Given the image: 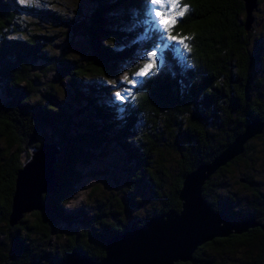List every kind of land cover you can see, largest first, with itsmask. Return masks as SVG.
<instances>
[{"label":"trees","instance_id":"trees-1","mask_svg":"<svg viewBox=\"0 0 264 264\" xmlns=\"http://www.w3.org/2000/svg\"><path fill=\"white\" fill-rule=\"evenodd\" d=\"M177 1L184 14L165 30L153 24L150 0H0L1 264H53L72 248L98 260L106 238L178 210L182 176L211 161L252 118L264 121V37L248 41L261 0L247 29L242 0ZM84 42L83 55L78 47ZM149 50L161 52L159 70L121 101L106 76ZM41 143L57 148L52 190L41 194L45 208L9 224L15 172ZM169 149L176 155L173 176L164 165ZM99 161L94 173L105 177L117 167L108 179L118 184L123 178L118 207L109 196L93 212L66 210L83 169ZM258 162L264 164V124L208 176L201 196L230 219L264 227V180L253 172ZM235 169L240 190L229 182ZM144 194L156 201L152 211L127 217L126 209L140 207ZM260 225L203 241L190 259L173 264H264Z\"/></svg>","mask_w":264,"mask_h":264},{"label":"water","instance_id":"water-1","mask_svg":"<svg viewBox=\"0 0 264 264\" xmlns=\"http://www.w3.org/2000/svg\"><path fill=\"white\" fill-rule=\"evenodd\" d=\"M242 2L245 12L243 26L247 29L256 0ZM263 124L264 121L252 118L211 161L199 163L182 176L177 191L180 201L178 210L170 208L142 225L106 238L104 253L96 261L72 248L53 264H173L190 259L193 249L203 241L260 225L252 219H230L222 209L214 210L201 196V185L217 166L238 154L243 142L260 132ZM56 151L54 144L41 143L30 149L29 156L16 170L10 197L9 224L16 222L23 212L45 208L41 204V194L52 190V163Z\"/></svg>","mask_w":264,"mask_h":264},{"label":"rangeland","instance_id":"rangeland-1","mask_svg":"<svg viewBox=\"0 0 264 264\" xmlns=\"http://www.w3.org/2000/svg\"><path fill=\"white\" fill-rule=\"evenodd\" d=\"M23 2L24 0H20ZM32 1V0H31ZM35 2H43V4H50V3H56L59 0H33ZM63 1L66 0H61L62 3ZM158 6L156 5H150L149 7V12L151 15V18L153 19V24L155 22L159 21V17L154 16V12L152 11L153 9H156ZM169 4H165L163 8L160 9V11L163 12H169V17H177V13L181 12L183 8H181V5L177 1V6L175 8L170 9ZM16 14H20L21 16H24L22 12H16ZM25 17V16H24ZM20 18V16H18ZM254 18L259 19V24L255 23L253 26L252 34L248 37V41H251L254 37L256 36H261L264 37V0H261L257 4V9L254 11ZM263 18V19H262ZM35 20V19H34ZM39 22L44 23L43 20L39 19ZM261 22V23H260ZM170 31V30H168ZM264 40V38H263ZM185 43V42H184ZM176 52H181L179 49H177V46H173ZM80 49L81 53L84 55L86 51H88V48L84 42L82 48L80 46L78 47ZM151 53H155V57L151 56ZM161 54L160 51H155L149 50L147 52H144L141 54V57L138 58V61H125L121 65H117V68L111 69L109 72L110 74L106 76V80H109L113 83V87L116 88V95L117 93L120 94H129L132 92V89L134 88L133 84L129 83L130 80L135 79L137 83L142 79V77H138L136 74L144 67L145 64L147 63H159V59L161 58L159 55ZM180 56V53H177ZM182 57H184V52H181ZM127 77V79H126ZM136 83V84H137ZM118 87L120 89H118ZM257 144V142L255 141ZM111 150L110 147H108L107 151ZM112 155L115 154L114 152H111ZM119 158H117L118 160ZM176 155L173 153L171 149H169L168 152L165 153V162L164 165L168 171V173L173 176L176 173V168L177 165L175 163ZM119 161V160H118ZM117 161V162H118ZM262 162V161H261ZM261 162L255 163L254 167L255 169L253 170L254 174L258 173L260 174V177L264 180V164H261ZM102 162H92L90 163L87 167L83 169L85 173L84 177L81 179L80 183H78L77 187L75 190L72 192V194L66 199L64 208L67 210L74 209L79 206H84L86 209L89 211L93 212L96 210V204L98 202H104L105 206L107 205L106 198L110 199L109 196L114 197L111 199V203L116 207H118L116 203L117 201V193L116 190L120 189L121 185L124 184L123 178L120 176L119 177V183L115 184L112 180L108 179L110 175L116 174L117 167H113L112 169H109L105 177H102L100 174L94 173L93 170L94 168H97L99 164ZM92 170V171H90ZM237 172L235 169L233 171V174L229 178V182L231 183L232 188L236 190H240L241 187L239 184H235L233 182L232 176ZM170 176V177H171ZM169 177V178H170ZM118 179V178H116ZM117 188V189H116ZM135 191H139L140 193H146L142 187L137 186L134 188ZM144 202L141 204L140 207L138 208H127L126 209V216L131 218V217H139L142 215H146L150 213L152 210V206L156 202L154 199L151 201V197L148 196V194H144ZM115 202V203H114ZM106 208V207H105ZM107 209V208H106ZM1 228L3 225L0 223ZM4 228V227H3ZM63 237H58L56 242L54 241L53 243L56 245H60ZM1 264V260H0Z\"/></svg>","mask_w":264,"mask_h":264},{"label":"snow or ice","instance_id":"snow-or-ice-1","mask_svg":"<svg viewBox=\"0 0 264 264\" xmlns=\"http://www.w3.org/2000/svg\"><path fill=\"white\" fill-rule=\"evenodd\" d=\"M169 4L171 7L169 9V11H171V8H175L177 6V0H150V5H156L158 6L156 9H153L152 11L154 12V16L155 17H159V21L158 24L159 25H163L165 30L168 29V27L170 26V24H175L176 20L174 17H169V12H161L160 9L163 8L165 6V4ZM184 10H187V5H185ZM184 11H181L179 13H177V15L179 16H183ZM170 40H175V37L169 36ZM187 39V38H185ZM178 43L183 44L185 49L189 48V45L184 43V40H180L178 41ZM151 56L155 57V53H151ZM153 69H155L156 71L159 70V64L158 63H147L144 65V67L136 74L138 77H146V76H150L154 74V71H152ZM127 79V77H126ZM129 83L133 84V86L135 87L137 81L135 79L130 80ZM130 93V90H129ZM117 97L121 100L124 101L126 99V97L120 93H117Z\"/></svg>","mask_w":264,"mask_h":264}]
</instances>
